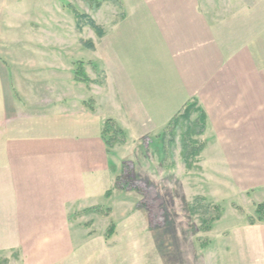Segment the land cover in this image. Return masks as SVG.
I'll return each mask as SVG.
<instances>
[{"label": "rangeland", "instance_id": "1", "mask_svg": "<svg viewBox=\"0 0 264 264\" xmlns=\"http://www.w3.org/2000/svg\"><path fill=\"white\" fill-rule=\"evenodd\" d=\"M43 3L0 0V72L5 75L0 81V264H264V17L255 18L250 33L223 34L225 46L218 56L219 74L228 67L230 77L233 60L234 80L243 79L251 93L245 118L251 123L249 144L230 156L234 160L215 152L208 116L205 132L191 136L199 131L193 124L198 112L157 134L128 138L123 131L126 142L109 151L104 126L102 142L90 144L86 133L64 139L62 133L73 127L58 119L53 124L58 143L27 145L51 154L27 161L29 171L22 176V123L28 135L34 128L41 133L51 125L45 117L57 109L66 117L67 110L93 111L99 103L106 111L110 105L109 99L103 101L110 92L105 68L82 61L86 84L77 80L81 61L73 64L65 56L55 87L54 81L29 79L40 60L22 44L57 41L81 47L96 41L99 36L89 24L78 30L74 10L92 17L104 7L121 8L120 3L53 0L54 8L48 9ZM50 85L62 92L60 103L49 93L35 96ZM72 95L78 102L74 109ZM195 99L204 110L202 100ZM31 116L42 119L31 122ZM82 125L75 124L76 132ZM185 143L203 147L188 165L182 157ZM11 156L15 160L7 159ZM127 165L134 173L124 185ZM22 215L25 222L41 223L22 224ZM7 217L10 224L3 221Z\"/></svg>", "mask_w": 264, "mask_h": 264}, {"label": "crops", "instance_id": "2", "mask_svg": "<svg viewBox=\"0 0 264 264\" xmlns=\"http://www.w3.org/2000/svg\"><path fill=\"white\" fill-rule=\"evenodd\" d=\"M43 1L44 9L54 8L53 0H48L50 5L47 0ZM112 1L120 3L121 8L104 7L97 15L90 16L104 32L102 37L92 40L94 49L85 44L81 47L65 44L60 46L57 41L22 44L29 49L33 48L37 60H40L35 63V77L29 79L51 83L58 81L60 64L64 65V59L70 56L73 64L85 61L105 68L108 78L104 85L110 87L109 94L106 93L105 99L103 98L104 102L109 99L110 105L106 111L98 103L93 111L86 107L81 111L67 110L66 117H62L57 109L54 115L50 112L45 117L51 123L49 129L46 128L47 131L40 133L34 128L29 135V129L26 130L22 123V176L29 171L27 161L46 160L48 156L44 158L42 155L51 154V150L35 149L27 145L50 144L54 139V144L58 143L60 134L57 127H54L58 119L70 121V126L73 127L69 132L62 133L64 139H68L69 134L74 136L75 133H86L87 143L96 144L98 140L102 142V128L107 120L118 123L128 138H139L164 130L184 106L195 98L202 100L208 116L207 134L211 131L216 134L214 144L218 148L215 152L223 151L224 153L217 154L224 155L227 160L230 156H235L236 152L243 151V146L248 145L250 140L251 123L245 118L250 112L251 93L245 88L243 79H239L237 83L234 80L233 60L230 77L228 67L222 75L219 74L218 56L225 46L223 34L250 33L251 26L256 23L255 18L264 17V0ZM26 5L23 3L24 7ZM71 48L74 52H70ZM60 49L68 51L61 53ZM75 54L86 56V59L73 57ZM0 70H3L1 65ZM74 70L73 67V74ZM3 73L0 72V81L4 79ZM72 83L74 84V79ZM57 84L56 82L55 87ZM51 86V89L35 92V96L43 97L45 93H49L56 98L55 103H60L62 100L58 98L62 92ZM70 92L73 94V89ZM71 97L70 107L74 109L78 102L73 95ZM85 100L86 97L83 104ZM22 110L28 111L24 108ZM40 119L42 118L28 117L31 122ZM23 120L27 121V118L22 116ZM77 122L86 124V127L82 125L78 127L79 132H76ZM57 152L55 148V153ZM8 154L13 152L9 151ZM7 159L15 160V157ZM24 218L26 217L22 215V224L41 223L34 218L25 222ZM3 221L10 224L9 217ZM33 262L37 264V261Z\"/></svg>", "mask_w": 264, "mask_h": 264}, {"label": "trees", "instance_id": "3", "mask_svg": "<svg viewBox=\"0 0 264 264\" xmlns=\"http://www.w3.org/2000/svg\"><path fill=\"white\" fill-rule=\"evenodd\" d=\"M74 14H75V17L77 19V28H78L79 31H81L83 29V25H85L87 23L97 33V35L99 37H102L104 35L103 30L100 28V26H98L94 22V20L89 15L80 14L77 10H74ZM85 45L88 48H90V49H94L95 48V46H94L92 41L87 42ZM82 68H83V62H81V64L78 66L77 80L80 81V82L89 84V80L83 74L84 73V70H83L84 68L83 69ZM192 109L193 110L196 109V110L191 111ZM197 112L200 113L201 115H200V118L197 121H195L193 124L196 127V129H199V131H193L191 136H200V135H202L205 132L206 127H207V114L202 108L199 107L198 101L196 99H192L190 102H188L184 106V108L178 113V115H176L172 119L168 129L170 127H172L173 125H177L178 126V123L180 122V120L181 121H184V120L188 121L190 119L191 114L192 113H197ZM166 133L167 132H165V134ZM103 135L110 137L106 141V146L108 148V151L111 150L117 144H123V143L126 142V138H125V134H124L123 130L113 120H107V122L104 125ZM163 139H165V135H163L162 141H163ZM195 143L196 142H194V144ZM183 147L184 148H183V152H182L183 153L182 157H183L186 165H188V163L191 160V158L197 157L201 153V151L203 149V147H199L197 149L196 148H192V146H190V144H186V143L184 144ZM128 166L131 167V169H129ZM133 173H134V171H133L132 166L127 165L125 167L124 173H123L124 185H126V181H127L126 178H128V175H129L130 179L133 178ZM121 180L122 179L117 181L118 187L120 186V181ZM128 182H129V180H128ZM110 193H111V191H109L106 195L109 196ZM262 207L263 206L259 207L260 211H262L261 210V209H263ZM87 211H90V210H87ZM261 221H264V219H262Z\"/></svg>", "mask_w": 264, "mask_h": 264}]
</instances>
